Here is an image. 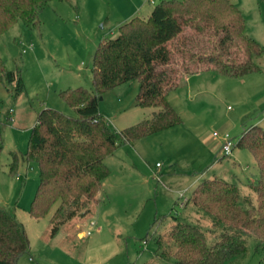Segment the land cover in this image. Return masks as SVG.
Masks as SVG:
<instances>
[{"label":"rangeland","instance_id":"rangeland-1","mask_svg":"<svg viewBox=\"0 0 264 264\" xmlns=\"http://www.w3.org/2000/svg\"><path fill=\"white\" fill-rule=\"evenodd\" d=\"M158 1L53 0L40 11L39 33L18 22L0 36V57L7 69L20 67L24 85L19 96L10 100L6 89L12 91V84L0 80V120L12 101L11 111L7 109L10 121L0 129V207L23 225L29 240L28 252L18 258L17 264H175L169 256L156 257V234L167 231L175 220L197 224L210 241L216 233L208 217L189 203L184 207L194 188L191 182L217 177L236 183L246 194L247 181L257 177L255 160L246 149L235 146L230 156L222 155L219 150L209 151L202 146L201 138L210 143L219 138L212 136V131L222 132L225 126L235 140L252 124L264 129V51L254 59L261 71L242 77L204 70L199 76L191 75L188 87L181 80L183 74H176L179 84L170 90L168 100L181 122L133 145L125 142L118 146L105 159L110 173L102 182L99 202L91 204L89 213L76 215L54 232L49 215L39 219L29 215L38 167L20 156L27 149L37 112L52 107L74 115L59 90L76 86L92 90L91 65L97 43L114 36L118 26L132 16H147ZM232 1L244 15L246 34L264 45L263 2ZM179 20L183 32L178 40L196 39L193 18L186 15ZM172 44L168 43L169 48ZM170 67L181 72L177 52L172 55ZM137 91L138 82L130 80L99 96L98 109L115 132L150 118L157 110L137 105ZM184 136L188 137V146L177 145ZM192 149L200 152L199 159L191 160ZM13 151L18 162L11 173ZM155 161L162 162L159 170L154 168ZM163 248L171 246L165 243ZM261 261L264 250L254 251L250 237L246 254L226 264Z\"/></svg>","mask_w":264,"mask_h":264},{"label":"trees","instance_id":"trees-1","mask_svg":"<svg viewBox=\"0 0 264 264\" xmlns=\"http://www.w3.org/2000/svg\"><path fill=\"white\" fill-rule=\"evenodd\" d=\"M50 1L0 0V36L18 22L39 33L40 11ZM186 15L193 18L191 26L197 37L180 41L183 25L179 18ZM245 27L241 9L231 0H160L147 16H132L118 26L114 36L102 38L92 56V90L83 86L59 90L74 115L52 107H43L36 114L27 149L20 156L38 167L29 215L35 219L49 215L54 232L76 215L89 213L91 204L99 202L98 192L110 173L105 159L118 146L181 122L167 98L179 84L176 74L213 70L238 78L260 72L254 59L263 53L264 45L246 34ZM169 42H173L171 48ZM174 52L180 56L179 73L170 67ZM1 79L12 84L13 97L23 90L20 67L9 70L0 57ZM130 80L138 82L135 103L157 110L150 118L115 132L99 111L98 99ZM9 121L7 114L0 120V129ZM236 146L246 149L257 166V177L246 183L248 193L242 194L236 183L217 177L199 182L184 204L210 219L214 239L208 240L195 223L175 220L167 231L156 234L157 258L169 256L175 264H226L246 254L250 237L254 251L264 250V129L251 125L239 135ZM11 156L9 170L14 173L18 155L13 151ZM165 243L171 248L165 250ZM28 249L23 225L0 207V264H17Z\"/></svg>","mask_w":264,"mask_h":264},{"label":"crops","instance_id":"crops-1","mask_svg":"<svg viewBox=\"0 0 264 264\" xmlns=\"http://www.w3.org/2000/svg\"><path fill=\"white\" fill-rule=\"evenodd\" d=\"M160 1V0H159ZM232 1V0H231ZM233 2V1H232ZM155 3H157V2H155ZM154 3V4H155ZM234 3V2H233ZM153 4V5H154ZM236 4V3H235ZM237 5V4H236ZM207 71H210V70H207ZM202 71H199V72H196V73H192V74H186V75H183V77H182V81H184L186 84H187V86L189 87V85H190V78H191V75H193V76H199V74L201 73ZM181 81V82H182ZM182 84V83H181ZM6 91H7V93H8V95L10 96V100H12V99H16L17 97H13V93H12V91H9V89H6ZM170 92V91H169ZM169 92H168V94H167V98H168V95H169ZM4 101V100H3ZM172 105V104H171ZM173 106V105H172ZM11 108L12 107V101H10V103H9V106H6L5 107V111H4V114L2 115L4 118L7 116V109L8 108ZM174 107V106H173ZM175 109V108H174ZM176 110V109H175ZM153 112H155V111H153ZM153 112H152V114H153ZM5 113H7V114H5ZM9 117H10V114H9ZM4 118L2 119V120H4ZM35 120H36V118H35ZM34 123H35V121L32 123V125H31V127L34 125ZM253 125V124H252ZM255 125V124H254ZM260 125V124H259ZM258 125V126H259ZM4 126V125H3ZM30 127V128H31ZM175 127V126H174ZM170 128H173V127H170ZM170 128H167V129H170ZM167 129H164V130H167ZM223 131H228L229 132V130L226 128V126L225 127H223V128H221ZM247 128H245V129H243L242 130V132L244 131V130H246ZM163 131V130H162ZM162 131H159V132H162ZM214 131V130H213ZM242 132H240V134L242 133ZM158 133V132H157ZM156 134V133H155ZM239 134V135H240ZM152 135H154V134H152ZM152 135H150V136H152ZM150 136H146V137H150ZM213 136V135H212ZM233 137V136H232ZM142 138H145V137H142ZM141 139V138H140ZM200 139V138H199ZM139 140V139H138ZM137 140V141H138ZM187 141H188V137H185L184 136V138L183 139H179L178 141H177V145H182L183 147L184 146H186V144H187ZM201 141L203 142V143H201L202 144V146H204L207 150H209V151H211V150H214V149H216L217 151L219 150L220 151V144H221V138H216V139H213V141L212 142H205L204 141V139H202L201 138ZM136 141H134L131 145H133L134 143H135ZM168 144L169 145H171V143H169L168 142ZM187 146H188V144H187ZM189 148V147H188ZM170 150V149H169ZM193 150V149H192ZM196 150V152L193 150V156L191 157V160H197V159H199L198 157L200 156V152L197 150V149H195ZM116 151V150H115ZM114 154V153H113ZM232 154V153H231ZM230 154V155H231ZM229 155V156H230ZM198 156V157H197ZM194 158H196V159H194ZM156 162H159V161H155L154 163H156ZM161 163V165L159 166V167H156L155 166V164H154V168L156 169V170H159L160 168H161V166H162V162H160ZM110 169V168H109ZM198 178L196 179V180H193L192 182H191V184L192 185H194V187H195V185H197L198 184ZM193 187V186H192ZM102 188V187H101ZM193 189V188H192ZM99 194H101V193H99L98 192V196L100 197L101 195H99ZM100 199V198H99ZM184 204V203H183ZM188 204H185V206L184 207H186ZM181 207H183V205H181ZM183 207V208H184ZM142 243H143V241H142Z\"/></svg>","mask_w":264,"mask_h":264},{"label":"built area","instance_id":"built-area-1","mask_svg":"<svg viewBox=\"0 0 264 264\" xmlns=\"http://www.w3.org/2000/svg\"><path fill=\"white\" fill-rule=\"evenodd\" d=\"M11 111V108L8 109ZM3 113L2 108L0 106V115ZM212 135L215 137L221 138V144H220V151L222 155H230L233 151V149L236 146L237 140L233 139V137L230 135L228 131H212ZM161 165L160 162H156L155 166L159 167ZM156 175V174H155ZM157 177V176H156ZM145 241H143L144 243Z\"/></svg>","mask_w":264,"mask_h":264}]
</instances>
